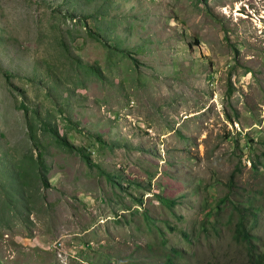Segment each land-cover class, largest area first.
I'll use <instances>...</instances> for the list:
<instances>
[{
	"label": "rangeland",
	"instance_id": "obj_1",
	"mask_svg": "<svg viewBox=\"0 0 264 264\" xmlns=\"http://www.w3.org/2000/svg\"><path fill=\"white\" fill-rule=\"evenodd\" d=\"M240 220L264 264V0H0V264H249Z\"/></svg>",
	"mask_w": 264,
	"mask_h": 264
},
{
	"label": "trees",
	"instance_id": "obj_2",
	"mask_svg": "<svg viewBox=\"0 0 264 264\" xmlns=\"http://www.w3.org/2000/svg\"><path fill=\"white\" fill-rule=\"evenodd\" d=\"M244 221L240 220L237 223V227H236V233L239 236H242L243 240L247 241L248 243V256H249V260L248 263L249 264H263V261L261 260V256H259L256 251H255V245L252 242V236L251 234L247 233L244 229Z\"/></svg>",
	"mask_w": 264,
	"mask_h": 264
},
{
	"label": "clouds",
	"instance_id": "obj_3",
	"mask_svg": "<svg viewBox=\"0 0 264 264\" xmlns=\"http://www.w3.org/2000/svg\"><path fill=\"white\" fill-rule=\"evenodd\" d=\"M237 227V226H236ZM236 230V229H235ZM246 231V230H245ZM247 232V231H246ZM248 233V232H247ZM237 234V233H236ZM250 234V233H249ZM239 236V235H238ZM242 237V236H241ZM52 247L54 248V250H55V253H56V255L60 258V261H62V258L64 257H66L67 258V256H68V254H67V252H66V250H65V248H63V245L61 244V243H59V240H56V241H54V243H53V245H52ZM58 251V252H57ZM86 251H90V249H85L84 250V253H89V252H86ZM75 259L76 260H78V259H82V258H79V257H75ZM64 262H65V260H64ZM89 262V261H88ZM90 264H92L91 262H89Z\"/></svg>",
	"mask_w": 264,
	"mask_h": 264
}]
</instances>
